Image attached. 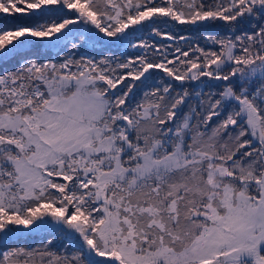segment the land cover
I'll return each mask as SVG.
<instances>
[{
    "label": "snow or ice",
    "instance_id": "obj_1",
    "mask_svg": "<svg viewBox=\"0 0 264 264\" xmlns=\"http://www.w3.org/2000/svg\"><path fill=\"white\" fill-rule=\"evenodd\" d=\"M0 264H264V0H0Z\"/></svg>",
    "mask_w": 264,
    "mask_h": 264
}]
</instances>
